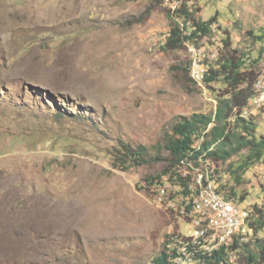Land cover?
I'll return each mask as SVG.
<instances>
[{"label": "rangeland", "instance_id": "obj_1", "mask_svg": "<svg viewBox=\"0 0 264 264\" xmlns=\"http://www.w3.org/2000/svg\"><path fill=\"white\" fill-rule=\"evenodd\" d=\"M185 1L203 21L218 19L199 52L219 58L229 34L264 77V0ZM183 3L0 0V264H152L191 232L145 182L165 162L114 159L123 143L167 157L174 125L216 110L218 93L183 70L188 48L164 49L170 10ZM252 118L264 135V107ZM218 165L221 186H234ZM235 188L237 204L264 209V163Z\"/></svg>", "mask_w": 264, "mask_h": 264}, {"label": "trees", "instance_id": "obj_2", "mask_svg": "<svg viewBox=\"0 0 264 264\" xmlns=\"http://www.w3.org/2000/svg\"><path fill=\"white\" fill-rule=\"evenodd\" d=\"M177 1L184 3L175 11L170 10L171 31L164 45V49L169 51L183 49L189 40L198 44L206 37L213 36L214 25L218 21L216 17L203 21L197 16L200 12L198 8L189 6L185 0ZM259 39L262 40L263 37ZM224 44L225 48L221 56L207 62V86L213 93H218L214 113L194 114L182 118L174 125L172 132L166 138L167 157L162 154L153 156L145 146L133 148L123 143L114 148L116 152L114 159L127 168L151 164L153 161L166 163L161 173L145 178L148 189L155 184L171 182L175 186L171 193L172 199L192 202L194 192L191 188V179L181 177L180 165L184 159L198 163V159L204 156L217 165L212 174L217 190L236 203L239 193L235 187L243 182L244 175L254 165L264 163V135H258V127L252 116L249 118L241 116L256 93L255 85L261 77L257 70L259 61L251 62L246 53L240 55L234 50L229 34L226 35ZM189 65L190 62L188 67L183 69L186 73H189ZM218 84L223 87L217 91L214 85ZM58 114L63 117L67 115L63 111H59ZM84 114L79 111L78 116L72 115L80 120L83 119ZM239 154L241 159L233 161V158ZM218 163L227 164L234 186H221L223 173ZM241 198L243 201L244 197ZM251 212L253 214L251 225L255 228V236L250 242L235 241L231 246L224 247L211 255L198 253L199 263L238 264L232 261L238 254L249 264H264V209L255 205ZM175 243L177 244L178 241ZM171 245V242L166 243L163 251L152 264H171L177 251L171 248Z\"/></svg>", "mask_w": 264, "mask_h": 264}, {"label": "built area", "instance_id": "obj_3", "mask_svg": "<svg viewBox=\"0 0 264 264\" xmlns=\"http://www.w3.org/2000/svg\"><path fill=\"white\" fill-rule=\"evenodd\" d=\"M197 46L191 41L186 43L191 54L189 77L207 95L211 93L207 86V62L217 59L219 51L215 50L217 55L210 57L201 50L199 52ZM255 90L249 105L241 113L244 118H249L264 107V77L257 80ZM180 166L181 177L191 179L194 192L192 202L172 199L171 193L175 186L171 182L154 186L156 197L169 208L178 211V215L188 219L193 227L189 234L178 236V243L173 247L177 251L171 264H200L198 253L211 255L231 246L235 241L250 242L255 236V228L251 225L253 214L217 190L212 176L214 163L201 156L198 163L184 159Z\"/></svg>", "mask_w": 264, "mask_h": 264}]
</instances>
